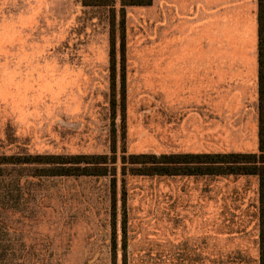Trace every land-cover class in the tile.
<instances>
[{"label": "rangeland", "instance_id": "rangeland-1", "mask_svg": "<svg viewBox=\"0 0 264 264\" xmlns=\"http://www.w3.org/2000/svg\"><path fill=\"white\" fill-rule=\"evenodd\" d=\"M115 2L113 63L110 10L79 11V0H67L66 27L47 54L57 55L62 74L37 78L10 51L0 56V156L13 158L0 166V264H258L256 176L138 177L129 164L123 175L121 163L130 155L251 147V132L243 142L226 140L221 112L203 107V90L161 84L157 60L172 50L169 42L180 52L252 55L249 28L226 30L228 42L243 41L233 49L217 47L214 32L205 39L202 28L167 41L152 0L125 9L122 54ZM112 148L115 175L111 166L104 177L51 176L45 170L60 164L16 161L111 158Z\"/></svg>", "mask_w": 264, "mask_h": 264}, {"label": "crops", "instance_id": "crops-1", "mask_svg": "<svg viewBox=\"0 0 264 264\" xmlns=\"http://www.w3.org/2000/svg\"><path fill=\"white\" fill-rule=\"evenodd\" d=\"M87 9L91 8L83 7L79 0V11ZM257 12V0H156L161 36L167 41H172L177 30L176 37L184 39L192 30L202 28L205 39L214 32L217 47L233 49L242 47L243 41L228 42L226 30H250L252 55L233 51L180 52L181 46L174 50V42H169L171 51L157 53V60L162 62L161 84H169L175 91L181 88V92L190 95L203 90L207 95L203 107L221 112L226 140L243 142L251 132V147L237 146L231 154H255L259 148ZM66 23L67 0H0V56L10 51L16 66L27 68L37 78L62 74L57 55L47 54L57 47L58 30ZM187 48L183 45V50ZM63 69L66 71V67Z\"/></svg>", "mask_w": 264, "mask_h": 264}, {"label": "trees", "instance_id": "trees-1", "mask_svg": "<svg viewBox=\"0 0 264 264\" xmlns=\"http://www.w3.org/2000/svg\"><path fill=\"white\" fill-rule=\"evenodd\" d=\"M83 7L108 8L111 27L110 54L114 62L115 54V27L116 11L115 0H81ZM258 12V141L259 148L255 154H141L130 155L129 162L121 158L122 174L126 173L129 164V174L138 177H226V176H256L259 184V257L258 264H264V0H257ZM152 0H120L119 28L120 51L124 54L125 38V9L130 7H148ZM114 116V115H113ZM114 147V146H113ZM114 156H85L75 155L70 157L36 156L16 161L20 164L56 165L61 168L45 170L51 176H94L104 177L109 175V168L115 175L116 163ZM13 158L0 156V166L11 163ZM34 161V162H33ZM78 173V174H77ZM115 183V181H113Z\"/></svg>", "mask_w": 264, "mask_h": 264}]
</instances>
